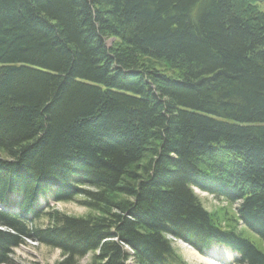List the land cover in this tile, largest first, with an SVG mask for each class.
I'll list each match as a JSON object with an SVG mask.
<instances>
[{
    "label": "trees",
    "instance_id": "obj_1",
    "mask_svg": "<svg viewBox=\"0 0 264 264\" xmlns=\"http://www.w3.org/2000/svg\"><path fill=\"white\" fill-rule=\"evenodd\" d=\"M0 154V264H264V0H0Z\"/></svg>",
    "mask_w": 264,
    "mask_h": 264
},
{
    "label": "rangeland",
    "instance_id": "obj_2",
    "mask_svg": "<svg viewBox=\"0 0 264 264\" xmlns=\"http://www.w3.org/2000/svg\"><path fill=\"white\" fill-rule=\"evenodd\" d=\"M113 42L115 43V40L108 41L109 44H113ZM0 159L6 158L0 154ZM195 192L201 199L204 207L210 212H215L217 209L227 207L226 202L218 200L210 194L203 193L199 190H195ZM240 204L241 203L239 202L232 206L231 212L236 213ZM1 208L2 206L0 205V209ZM40 208H44L46 210H56L62 212L63 214L76 217L86 216L89 213L87 209L75 202H54L50 193L46 198L41 199ZM47 225L48 223L45 219L37 223L38 227H47ZM237 230L239 232L244 230L245 232L243 235L253 241L259 248H262L261 240L255 234L247 230L241 222L238 224ZM172 242L177 254L180 255L187 264H239V262L236 261L239 258V255L224 246H214L205 251L203 254H200L182 241L172 239ZM127 251L130 252L129 249H127ZM11 259L12 264H56L62 260V256L59 250L51 249L31 240H26L24 244L14 250ZM91 259L92 256L89 255L83 258L79 263L87 264L91 262ZM128 264H134V262L131 260Z\"/></svg>",
    "mask_w": 264,
    "mask_h": 264
},
{
    "label": "bare ground",
    "instance_id": "obj_3",
    "mask_svg": "<svg viewBox=\"0 0 264 264\" xmlns=\"http://www.w3.org/2000/svg\"><path fill=\"white\" fill-rule=\"evenodd\" d=\"M1 209H2V208H1ZM11 211L15 213L17 210H16V209H12ZM191 256H192V255H191Z\"/></svg>",
    "mask_w": 264,
    "mask_h": 264
}]
</instances>
